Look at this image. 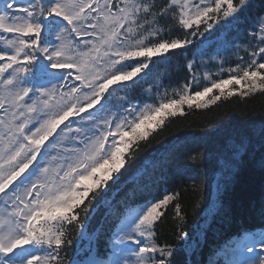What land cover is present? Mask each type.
<instances>
[{
    "label": "snow or ice",
    "instance_id": "6c2138e0",
    "mask_svg": "<svg viewBox=\"0 0 264 264\" xmlns=\"http://www.w3.org/2000/svg\"><path fill=\"white\" fill-rule=\"evenodd\" d=\"M173 59L183 72L175 86ZM257 93L255 0H0V264H182L181 248H192L182 192L137 202L152 177L149 163L131 172L133 162L169 118ZM257 142L264 154V129ZM221 143L234 174L253 135L236 130ZM182 155L199 167L207 154ZM122 181L121 207L112 193ZM101 208L116 221L106 258L89 247L72 259L78 241L95 240L87 229ZM221 254L224 264H264V227Z\"/></svg>",
    "mask_w": 264,
    "mask_h": 264
},
{
    "label": "trees",
    "instance_id": "16d2710c",
    "mask_svg": "<svg viewBox=\"0 0 264 264\" xmlns=\"http://www.w3.org/2000/svg\"><path fill=\"white\" fill-rule=\"evenodd\" d=\"M261 8H264V0H255V10ZM235 35V32H231L229 38H234ZM204 47L208 54H214L208 44ZM180 63L181 61L173 59L168 69L173 86L183 76V72L179 70ZM215 65L213 63L209 67L215 71ZM160 71L165 69L161 68ZM261 129H264V95L257 93L243 100L238 96L227 101L222 99L209 109H188L185 116L169 118L165 126L153 134L149 144L145 146L142 143L131 172L142 164L149 163L152 177L149 185L155 184V189L162 190L163 193L177 188L188 206L186 230L189 232L192 248L187 252L181 248L177 258L182 264H206L208 258L229 237L264 226V154L257 142ZM236 130L251 132L254 144L252 151L238 158L239 166L231 174L234 181L229 183L224 169V157L228 150L221 141L226 133ZM227 143L230 144L231 141ZM197 151L207 154L199 167L182 155ZM216 170L219 172L214 174ZM211 177H214L215 182L220 180L225 184L219 193L210 187ZM125 179L128 184L132 183L130 173L126 174ZM125 187L122 181L119 189L112 193L119 204L124 201ZM218 199V211L215 216H210L209 207L215 205ZM196 200L200 201V207L193 210L190 205ZM104 217L105 211L101 208L94 213L87 230L95 231L100 219ZM103 227L99 237L96 233L95 246L97 243L98 245L96 251H93L102 255L101 257H105L108 252L109 231L107 232L106 225ZM71 253L72 251L69 255Z\"/></svg>",
    "mask_w": 264,
    "mask_h": 264
},
{
    "label": "bare ground",
    "instance_id": "6f19581e",
    "mask_svg": "<svg viewBox=\"0 0 264 264\" xmlns=\"http://www.w3.org/2000/svg\"><path fill=\"white\" fill-rule=\"evenodd\" d=\"M218 172H219V170H216L214 174H217ZM226 175H227V178H228L229 183H231L232 181H234V177L232 175L230 176V175H228V173ZM212 181H214V182H212ZM211 182H212V184H211ZM218 182L222 185V189H223L224 186H225V184H223L220 180H218V181L215 182L214 177H211V179H210V185L211 186L210 187L211 188L213 187V190L214 191H217V183Z\"/></svg>",
    "mask_w": 264,
    "mask_h": 264
},
{
    "label": "rangeland",
    "instance_id": "374dc122",
    "mask_svg": "<svg viewBox=\"0 0 264 264\" xmlns=\"http://www.w3.org/2000/svg\"><path fill=\"white\" fill-rule=\"evenodd\" d=\"M219 258H220V257H219ZM216 262H217V263H219V261H218V260H216Z\"/></svg>",
    "mask_w": 264,
    "mask_h": 264
}]
</instances>
